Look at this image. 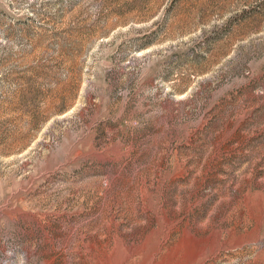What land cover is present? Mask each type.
<instances>
[{
    "label": "rangeland",
    "instance_id": "obj_1",
    "mask_svg": "<svg viewBox=\"0 0 264 264\" xmlns=\"http://www.w3.org/2000/svg\"><path fill=\"white\" fill-rule=\"evenodd\" d=\"M0 264H264V0H0Z\"/></svg>",
    "mask_w": 264,
    "mask_h": 264
}]
</instances>
